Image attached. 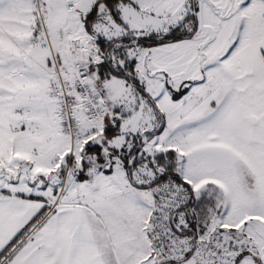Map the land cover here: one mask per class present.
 Masks as SVG:
<instances>
[{
    "label": "snow or ice",
    "instance_id": "obj_1",
    "mask_svg": "<svg viewBox=\"0 0 264 264\" xmlns=\"http://www.w3.org/2000/svg\"><path fill=\"white\" fill-rule=\"evenodd\" d=\"M0 264H264V0H0Z\"/></svg>",
    "mask_w": 264,
    "mask_h": 264
}]
</instances>
